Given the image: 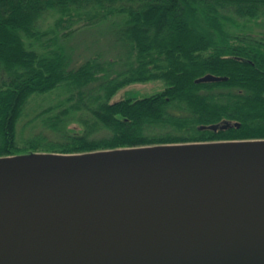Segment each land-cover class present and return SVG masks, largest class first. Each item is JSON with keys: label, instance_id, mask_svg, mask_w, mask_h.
I'll list each match as a JSON object with an SVG mask.
<instances>
[{"label": "trees", "instance_id": "obj_1", "mask_svg": "<svg viewBox=\"0 0 264 264\" xmlns=\"http://www.w3.org/2000/svg\"><path fill=\"white\" fill-rule=\"evenodd\" d=\"M263 19L264 0H0V157L264 140V34L230 31ZM110 21L122 53L75 63L67 41ZM208 74L227 80L195 83ZM155 80L159 93L109 102Z\"/></svg>", "mask_w": 264, "mask_h": 264}, {"label": "water", "instance_id": "obj_2", "mask_svg": "<svg viewBox=\"0 0 264 264\" xmlns=\"http://www.w3.org/2000/svg\"><path fill=\"white\" fill-rule=\"evenodd\" d=\"M235 142L0 177V264H264V146ZM38 154L69 156L7 157Z\"/></svg>", "mask_w": 264, "mask_h": 264}, {"label": "rangeland", "instance_id": "obj_3", "mask_svg": "<svg viewBox=\"0 0 264 264\" xmlns=\"http://www.w3.org/2000/svg\"><path fill=\"white\" fill-rule=\"evenodd\" d=\"M116 21V19L114 18ZM113 20V21H114ZM113 21L101 23L99 25L88 27L82 30H79L77 33L71 37L67 43L66 48L70 56L73 58L75 63H81L84 60L91 58L96 55H100L106 60L115 58L117 55H120L121 50L115 45L113 38V29L115 26L112 24ZM53 20H48L44 28L52 26ZM243 21L238 20L237 23L230 25V31L233 33H245L252 34L256 36L258 34H264V19L253 22L249 24L248 29H241ZM164 89V83L160 80L149 81V82H140L134 83L128 86H125L119 89L110 99L109 102L113 103L122 99H136L144 98L154 95L161 92ZM64 98V95L60 91H54L47 95L36 96L28 102L26 105L25 112L27 118L29 119L32 115L39 111L41 108L47 106L48 104H54L58 100ZM22 124H20V127ZM73 132H79V128H73ZM27 133L25 132L24 135ZM263 141V140H257ZM161 146V145H158ZM158 146H147L149 147H158Z\"/></svg>", "mask_w": 264, "mask_h": 264}, {"label": "bare ground", "instance_id": "obj_4", "mask_svg": "<svg viewBox=\"0 0 264 264\" xmlns=\"http://www.w3.org/2000/svg\"><path fill=\"white\" fill-rule=\"evenodd\" d=\"M263 141L259 144L255 142H235L227 143L225 145H211L213 147H255L264 146ZM204 146L200 145H166L160 148H148L140 150H128V151H109L102 154L94 155H69V156H53V155H32L28 157H6L0 158V177L21 174V173H31L40 171L43 169H48L52 167L62 166L69 163L79 162L82 160L96 159L101 157H111V156H124L133 153H150V152H171L178 150L202 148Z\"/></svg>", "mask_w": 264, "mask_h": 264}]
</instances>
